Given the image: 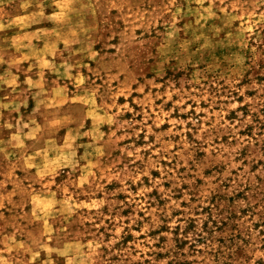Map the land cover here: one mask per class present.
<instances>
[{
  "label": "rangeland",
  "instance_id": "1",
  "mask_svg": "<svg viewBox=\"0 0 264 264\" xmlns=\"http://www.w3.org/2000/svg\"><path fill=\"white\" fill-rule=\"evenodd\" d=\"M0 264H264V0H0Z\"/></svg>",
  "mask_w": 264,
  "mask_h": 264
}]
</instances>
